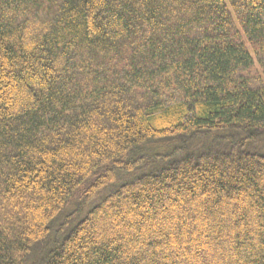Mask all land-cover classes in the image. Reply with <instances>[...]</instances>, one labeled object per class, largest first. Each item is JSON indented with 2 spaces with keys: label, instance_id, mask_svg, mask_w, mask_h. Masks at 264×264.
Segmentation results:
<instances>
[{
  "label": "trees",
  "instance_id": "16d2710c",
  "mask_svg": "<svg viewBox=\"0 0 264 264\" xmlns=\"http://www.w3.org/2000/svg\"><path fill=\"white\" fill-rule=\"evenodd\" d=\"M262 136L264 0H0V264H264Z\"/></svg>",
  "mask_w": 264,
  "mask_h": 264
},
{
  "label": "rangeland",
  "instance_id": "374dc122",
  "mask_svg": "<svg viewBox=\"0 0 264 264\" xmlns=\"http://www.w3.org/2000/svg\"><path fill=\"white\" fill-rule=\"evenodd\" d=\"M202 143L205 145V147H208V144H210V143L206 144L205 142ZM171 148L172 146H168L163 143H160L159 145H155L152 147L153 152L151 154L156 153L154 156L161 153L163 155H166ZM249 149L257 150L264 153V137L262 136L259 139L252 141L249 145Z\"/></svg>",
  "mask_w": 264,
  "mask_h": 264
}]
</instances>
